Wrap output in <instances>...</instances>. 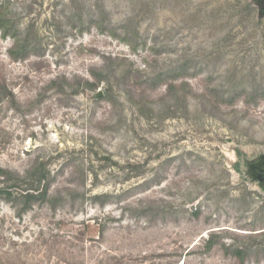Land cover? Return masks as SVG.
I'll use <instances>...</instances> for the list:
<instances>
[{
	"label": "rangeland",
	"instance_id": "rangeland-1",
	"mask_svg": "<svg viewBox=\"0 0 264 264\" xmlns=\"http://www.w3.org/2000/svg\"><path fill=\"white\" fill-rule=\"evenodd\" d=\"M262 153L263 0H0V264H264Z\"/></svg>",
	"mask_w": 264,
	"mask_h": 264
},
{
	"label": "trees",
	"instance_id": "trees-1",
	"mask_svg": "<svg viewBox=\"0 0 264 264\" xmlns=\"http://www.w3.org/2000/svg\"><path fill=\"white\" fill-rule=\"evenodd\" d=\"M6 34L3 33V36H5ZM15 38V37H14ZM15 43H14V48L12 50H10V54L11 56L13 55V51L20 46V41L19 39L15 38ZM28 45H24L21 50L24 53L23 56H25V53L28 51ZM17 58V57H14ZM87 85H89L88 83H86ZM4 91H6L5 88H3ZM238 154V152H237ZM235 169L237 171H239L238 166L235 167ZM240 172V171H239ZM1 175L4 173L0 172ZM50 172L49 170L46 168L45 163L42 162H34V164L25 172L24 176L19 177V179H16V183H14V187H19V185H23V189H22V193L20 195V197H22L24 199V201L26 202H30L33 199H40V200H44L49 192L50 189ZM10 188L11 186H6V188H0V195H6L8 198L11 197V192H10ZM210 242V241H209ZM211 243V242H210ZM246 251V249H245ZM238 253L240 255L243 254V251L238 250Z\"/></svg>",
	"mask_w": 264,
	"mask_h": 264
},
{
	"label": "water",
	"instance_id": "water-1",
	"mask_svg": "<svg viewBox=\"0 0 264 264\" xmlns=\"http://www.w3.org/2000/svg\"><path fill=\"white\" fill-rule=\"evenodd\" d=\"M100 96L101 91L98 90L96 93V97ZM243 163L246 167V170H244V175L249 177L253 182L258 181L259 188L262 192H264V153L258 155L252 160L244 158Z\"/></svg>",
	"mask_w": 264,
	"mask_h": 264
},
{
	"label": "flooded vegetation",
	"instance_id": "flooded-vegetation-1",
	"mask_svg": "<svg viewBox=\"0 0 264 264\" xmlns=\"http://www.w3.org/2000/svg\"><path fill=\"white\" fill-rule=\"evenodd\" d=\"M260 155V154H259ZM258 156V155H257ZM256 156V157H257ZM256 157H254V158H256ZM244 158H246V157H244V156H241V164H240V167H238L239 168V171H240V173H242V175L246 178V179H248L249 181H251V179L249 178V177H247V176H245L244 175V170H246V167H245V165H244V163H243V159ZM254 158H251V159H249V160H252V159H254ZM248 159V158H247ZM251 182H253V181H251ZM254 183H256L257 184V186H258V188H259V182L258 181H256V182H254ZM260 189V188H259ZM261 190V189H260Z\"/></svg>",
	"mask_w": 264,
	"mask_h": 264
}]
</instances>
